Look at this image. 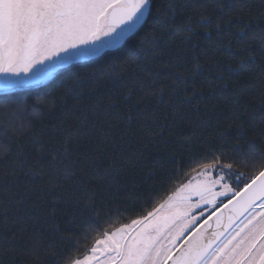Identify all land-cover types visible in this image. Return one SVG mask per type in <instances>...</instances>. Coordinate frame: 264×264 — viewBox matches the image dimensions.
<instances>
[{
	"label": "trees",
	"instance_id": "obj_1",
	"mask_svg": "<svg viewBox=\"0 0 264 264\" xmlns=\"http://www.w3.org/2000/svg\"><path fill=\"white\" fill-rule=\"evenodd\" d=\"M250 153L264 155V0H153L118 50L0 95V264L82 259L201 160L246 177Z\"/></svg>",
	"mask_w": 264,
	"mask_h": 264
},
{
	"label": "snow or ice",
	"instance_id": "obj_2",
	"mask_svg": "<svg viewBox=\"0 0 264 264\" xmlns=\"http://www.w3.org/2000/svg\"><path fill=\"white\" fill-rule=\"evenodd\" d=\"M152 4L0 0V88L43 83L66 65L118 47L146 23ZM248 159L246 177L215 154L201 160L157 206L99 231L83 258L67 264H264V155Z\"/></svg>",
	"mask_w": 264,
	"mask_h": 264
},
{
	"label": "water",
	"instance_id": "obj_3",
	"mask_svg": "<svg viewBox=\"0 0 264 264\" xmlns=\"http://www.w3.org/2000/svg\"><path fill=\"white\" fill-rule=\"evenodd\" d=\"M146 19H147V18H146ZM142 26H143V24L140 25V26L136 29V31L130 35L129 38H131L133 35H135V34L140 30V28H141ZM125 42H126V41H125ZM125 42H124V43H125ZM121 47H122V46L120 45V46L117 47V48H113V49H112V48H109V49H106L104 52H102L100 55L92 56V57H87V58L81 59V60H79V61H77V62H75V63H73V64L66 65V66L63 67L60 71H58L53 77H51L49 80L44 81L43 83H40V84L36 85V87L39 88V87H42V86H45V85L49 84L51 81H53V79H54V78H55V77H56L61 71L65 70V69H68V68H70V67H72V66H74V65L83 64V63H86V62H90V61H92V60L99 59L100 57H102V56H103L104 54H106L107 52L116 51V50H118V49L121 48ZM30 89H33V88H30ZM19 91H23V90H21V88L10 89V90H5V89H3V88H0V95H8V94H12V93L19 92ZM206 209H207V208H206ZM206 209H205V210H206Z\"/></svg>",
	"mask_w": 264,
	"mask_h": 264
},
{
	"label": "rangeland",
	"instance_id": "obj_4",
	"mask_svg": "<svg viewBox=\"0 0 264 264\" xmlns=\"http://www.w3.org/2000/svg\"><path fill=\"white\" fill-rule=\"evenodd\" d=\"M129 37H130V36H129ZM129 37H128L125 41H127V40L129 39ZM125 41H123L120 45L123 46ZM120 45H119V46H120ZM119 46H118V47H119ZM115 48H117V47H115ZM112 49H113V48H112ZM85 58H87V57H85ZM83 59H84V58H83ZM36 85H38V84H36ZM36 85H33V86H26V87H20V88H21V90H23V91H24V90H30V88H33V89H34V88H37ZM199 211H200V210L198 209L197 212L194 213V214H198ZM205 212H207V209L205 210Z\"/></svg>",
	"mask_w": 264,
	"mask_h": 264
}]
</instances>
